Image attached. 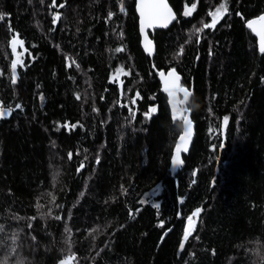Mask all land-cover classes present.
I'll return each mask as SVG.
<instances>
[{"label": "trees", "instance_id": "1", "mask_svg": "<svg viewBox=\"0 0 264 264\" xmlns=\"http://www.w3.org/2000/svg\"><path fill=\"white\" fill-rule=\"evenodd\" d=\"M168 2L151 59L135 0H0V264H264V0ZM171 68L195 123L174 176Z\"/></svg>", "mask_w": 264, "mask_h": 264}, {"label": "water", "instance_id": "2", "mask_svg": "<svg viewBox=\"0 0 264 264\" xmlns=\"http://www.w3.org/2000/svg\"><path fill=\"white\" fill-rule=\"evenodd\" d=\"M143 4L145 6V16L141 17L140 14V4ZM160 3V0H135V4H134V9H135V13L137 15V19H138V33L140 36V47L142 49V51L148 55L151 59L153 58L154 54H155V45L153 43V40L151 38V34L154 33L155 29L157 30H165L168 29L170 26H172V24L175 22L176 19V12L175 10L172 8V6L169 4L168 0H163V3L167 5V8L171 10V15L174 17V19H170V20H164V19H153L151 21V24L148 23V16L147 13L149 10L151 9V6L153 5H158ZM53 5V4H52ZM155 11L158 12H163V9H156ZM58 13H60L59 11H56ZM54 12V13H56ZM264 15V12L261 13L260 15L253 17L251 19H248L245 21V28L251 32V34L253 35V37L255 38V42H256V48L257 51L259 53H263L260 50V37L256 34V32H254L252 29L248 28L247 26V22L249 20H255L257 19L259 16ZM53 17V14H52ZM60 19V18H59ZM59 19L56 21L55 24H53V20H52V24H53V30L57 27L58 23H59ZM259 25H257V28L259 30ZM175 71L176 76L179 77L178 81H176V87L177 88H183L185 90H187L185 87L181 86V77L180 74L174 69H168V70H160L157 72V76H158V80L161 84V90L164 93V95L167 97V104L168 107L170 109L172 118L174 120L176 119H180L181 120V131L175 141L174 147H173V152H172V156H171V160H170V174L171 176H174L182 162H183V156L187 155L190 151L191 145L193 143V139H194V135H195V123L192 120L190 113L187 110L181 109L180 105L182 102L186 101L185 97H184V93L178 90H174V86L172 84V78L168 76V73L171 71ZM163 74V75H161ZM166 81L168 82L166 84ZM166 87L172 91V95L169 94V91H166ZM120 94H121V90H120ZM0 118H3L6 116V113L3 110H0ZM190 121V135H188L184 140L181 139V137L185 136V129H186V122L185 121ZM180 145L179 148V152L177 151V145ZM222 148V146H221ZM221 148L219 150V156H220V151ZM179 155V159L181 161V163L179 164H174L173 163V157ZM219 160V157H218ZM218 162L215 165V173H218ZM72 258H70L68 260V262H71Z\"/></svg>", "mask_w": 264, "mask_h": 264}, {"label": "snow or ice", "instance_id": "3", "mask_svg": "<svg viewBox=\"0 0 264 264\" xmlns=\"http://www.w3.org/2000/svg\"><path fill=\"white\" fill-rule=\"evenodd\" d=\"M52 4L53 6H56V0H52ZM64 5L63 4H60L59 7H63ZM196 7L195 4L192 5V8L191 9H187L185 11V15H190L192 10H194ZM151 9L152 10H149L148 13H147V16H148V23L151 24V21L153 19H164V20H170V19H174V17L171 15V10L167 8V5L163 3V0H160V3L158 5H153L151 6ZM156 9H163L164 11L163 12H158V11H155ZM121 10H123V8H121ZM227 11V8L225 5H222L220 9L217 10V12L214 14L213 16V21L211 24H205L204 27L205 28H210V27H214L218 21V19L223 15V13H225ZM140 14H141V17H144L145 16V6L141 3L140 4ZM3 13H0V18L3 17ZM111 15V13H110ZM60 18V13L56 12V13H53V17H52V20H53V24L56 23V21ZM257 25H259V30L257 28ZM247 26L248 28L252 29L254 32H256V34L260 37V50L262 52H264V15H261L259 16L257 19L255 20H249L247 22ZM202 29L200 28H197L196 31L197 32H200ZM14 44H22L23 42L22 41H19V40H14L13 41ZM15 50V49H13ZM183 49H181L182 51ZM117 51H121V49H117ZM15 68H16V62L13 63V74L15 75ZM163 75V74H161ZM168 76L172 78V84L174 86V90H178V91H181L184 93V97H185V100H187L188 96L190 95V93L183 89V88H177L176 87V81H178L179 77L176 76L175 74V71H171L168 73ZM15 82V80L13 81ZM168 82L166 81V84ZM166 91H169V94L172 95V91L169 90L167 87H166ZM79 98V97H78ZM17 108L20 107V105H16ZM156 109L155 108H152L150 110L149 113H146L145 115L146 116H149L151 114V112H155ZM2 114V113H0ZM133 115V118L135 117V113H132ZM225 120H227V118H225ZM186 122V129H185V136L181 137L182 140H184L188 135H190V121H185ZM72 127H75V125H73ZM179 148H180V145L178 144L177 145V151L179 152ZM71 153L69 154V157L71 158ZM173 163L174 164H179L181 163L180 159H179V155H176L173 157ZM83 165H81L82 167ZM200 212V209L197 208L195 212H193L192 216H190L188 219H189V229L185 231V234H184V239L187 240L188 239V236H189V233H190V229L191 227L194 225L195 221L193 220V217H195L196 215H198V213ZM61 264H66L65 261H61Z\"/></svg>", "mask_w": 264, "mask_h": 264}, {"label": "rangeland", "instance_id": "4", "mask_svg": "<svg viewBox=\"0 0 264 264\" xmlns=\"http://www.w3.org/2000/svg\"><path fill=\"white\" fill-rule=\"evenodd\" d=\"M217 10L218 9H216V10H214L212 13H211V15H212V17L214 16V14L217 12ZM14 40H19L17 37H14L13 39H12V51L14 52V55H13V63L14 62H16V65H17V63H19L20 62V53H21V51H22V44H14L13 43V41ZM20 41V40H19ZM13 49H15V50H13ZM152 109V108H151ZM60 264H61V262H60Z\"/></svg>", "mask_w": 264, "mask_h": 264}]
</instances>
